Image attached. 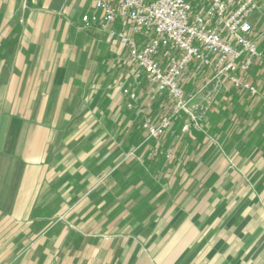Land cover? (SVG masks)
Masks as SVG:
<instances>
[{"label":"crops","instance_id":"obj_1","mask_svg":"<svg viewBox=\"0 0 264 264\" xmlns=\"http://www.w3.org/2000/svg\"><path fill=\"white\" fill-rule=\"evenodd\" d=\"M92 10L0 0V264H264V3L247 76L260 95L210 104L204 133L176 120L161 140L170 160L135 120L102 117L114 56L106 32L82 28Z\"/></svg>","mask_w":264,"mask_h":264},{"label":"built area","instance_id":"obj_2","mask_svg":"<svg viewBox=\"0 0 264 264\" xmlns=\"http://www.w3.org/2000/svg\"><path fill=\"white\" fill-rule=\"evenodd\" d=\"M264 0H93V10L81 17L82 28L106 32L113 54L124 53L128 77L135 85L148 84L147 99L163 96L170 110L158 119L144 115L146 139L159 140L183 118L182 133H204L195 104L197 95L229 86L238 93L258 97L247 76L261 59L260 32L252 20ZM205 76L196 91L183 87L185 77ZM127 110L136 109V88L121 87ZM140 111V110H139ZM151 155L172 159L159 147Z\"/></svg>","mask_w":264,"mask_h":264},{"label":"rangeland","instance_id":"obj_3","mask_svg":"<svg viewBox=\"0 0 264 264\" xmlns=\"http://www.w3.org/2000/svg\"><path fill=\"white\" fill-rule=\"evenodd\" d=\"M252 20H254V17H252ZM112 55L114 56L112 59H116V61H113L110 58L111 62H110V64H108V69H110V70L106 74V76H108L107 77L108 80L105 81V85L110 86V88H109L110 89V93H109V97H107V101L110 98L114 108L112 109L113 111H109L107 113H105V111H103L102 112V115H103L102 117H104V115L106 117H109L110 115L115 114V118L117 119L118 122L121 119H123V118L124 119L127 118V119H130V120H135V122L141 124L142 123V118H143V116L145 114L152 116V118H154V119H158L161 115L166 114L170 110L169 101L166 98H164L163 96H158L157 95L153 101L149 102L147 97H148L149 93H151L152 88L146 83H143L140 86H137V85L134 84L133 79L130 76L128 77V72H129V69H131V67H130V64L127 61V57L125 56L124 53L121 52L118 55L117 54H112ZM204 77L205 76H203V75L194 77V79L196 78V80L194 81V83H195V87H194L195 91H196L197 86L199 84H201V82L203 81ZM185 78H186V81H187L188 80L187 79L188 76L185 77ZM251 78L250 79L248 78V79L251 82H253V79H251ZM129 85L131 87H133V88H136V91L139 94V100H138V103H137V106H136V109H135L136 111H134L132 113L131 112H127L124 109V107H123L124 98H123V96L120 93L121 92V87H123V86L126 87V86H129ZM256 87H257V89L259 91V94H260L261 90L259 89V87L257 85H256ZM225 89L227 91H225V93L222 94V97H223V99H222L221 96H218V94L221 91H224ZM228 89H230V87L229 86H225V88L223 87L217 92L216 90H214L212 88H209L208 91H206L204 93H201L200 95L196 96L197 97L196 98V106L198 108V112H200V114L202 116L203 125H204V121L210 122V119L212 120V118L213 119L215 118V117H213V113H215V112H212L211 110H212V108H219V107L221 108L220 104H222V103L220 101L223 100V103L225 104L226 107L228 106V104H226V102L227 103L230 102V104L233 106V108H235L236 104H238L239 102L247 103L249 106H252L254 99L257 98V97H252V96H250V95H248L246 93H238V92L230 93L229 92L230 90L228 91ZM190 91H192V90H189L188 92H190ZM190 93H192V92H190ZM110 100H109V102H110ZM210 104H212L213 107L209 110L208 108H209ZM226 107H222V108H226ZM116 108H117V111L115 112L114 110ZM218 113L220 115H222V116L219 115L221 118L225 114L226 117H228L230 120H232L231 123H233V121H234V126L236 125L237 119H238L237 118L238 111H234V113H231L230 111H227V109H223V111L218 112ZM247 115L250 116V114H247ZM60 116H61V113L59 112L58 117H60ZM248 116L246 117V120H247V118L249 119ZM90 119H93V117L90 118ZM102 121H103V119H102ZM105 122L106 121H103L102 124L103 125L106 124ZM234 126L227 127L226 128L227 129V133H228V131H229V133L233 132V131L236 132L237 128H234ZM104 127H106V125ZM107 130L110 132L108 127H107ZM204 130H205V125H204ZM218 134H219V132L217 133V135ZM165 136H166V134L162 138H167ZM209 136H211V135H209ZM162 138H160L158 140L157 144H154V145L159 147V148L162 147L161 146V145H163V143H161ZM212 138L215 139L216 135L213 134ZM145 139H146V137H145ZM146 140L148 141L149 139H146ZM217 144L220 145L219 142ZM150 145H152V142H151ZM219 145H217V146L220 149ZM249 145H250L249 150H252V144H249ZM134 150H135V148H132L129 151V153L126 152V154L122 155L121 159L122 160H127V158H130ZM150 152L151 151L149 149V153ZM169 153L172 154V152H169ZM152 157H155V156H152ZM252 174H254V173L252 172ZM247 179H248V177H247ZM247 198H252V195H250V197L247 196Z\"/></svg>","mask_w":264,"mask_h":264},{"label":"trees","instance_id":"obj_4","mask_svg":"<svg viewBox=\"0 0 264 264\" xmlns=\"http://www.w3.org/2000/svg\"><path fill=\"white\" fill-rule=\"evenodd\" d=\"M203 128H204V125H203ZM191 131H193V130H191ZM204 132H205V130H204Z\"/></svg>","mask_w":264,"mask_h":264}]
</instances>
